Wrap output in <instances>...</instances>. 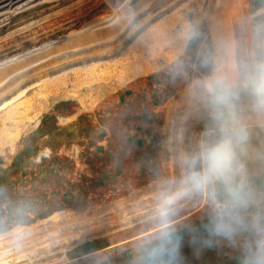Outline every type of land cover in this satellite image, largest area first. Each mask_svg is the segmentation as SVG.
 Here are the masks:
<instances>
[{
  "label": "rangeland",
  "instance_id": "rangeland-1",
  "mask_svg": "<svg viewBox=\"0 0 264 264\" xmlns=\"http://www.w3.org/2000/svg\"><path fill=\"white\" fill-rule=\"evenodd\" d=\"M109 1L111 4L128 6L132 0ZM109 1L85 0L64 12L48 16L44 15L47 7L38 6L16 16L0 29V35H3L21 28L27 22L30 24L6 38H0V70H6V76L0 81V108L3 109L0 111V138L5 135L6 128L12 131L16 126L23 128L14 151L10 152V148L6 147L4 154L0 152L3 156L0 165V235L14 230L16 226H23L24 230L18 233L31 237L37 228L35 224L50 220L57 214L68 212L70 218L75 219L77 214L88 213L92 217L101 212L102 205L134 194L145 196L150 188L157 190L154 181L162 173L161 138L166 115L168 111L182 112L187 104L174 103L185 92L210 82L216 88H210V93L196 94L195 100L191 101V104L200 101L201 105L193 112L191 121H186L185 177L193 169L205 174V146L218 142L223 135L222 129L239 130L243 133V139L239 143L233 142L234 168L230 180L247 184L251 192V202L264 207V191L252 184L255 177L264 179V105L256 102L248 87L247 76L242 71L244 63L264 59V4L254 6L250 0H235L237 12L230 21L233 50L225 57L222 30L216 16L209 10L217 0H195L192 8L197 12L196 19L201 20L197 22V28H193V35H197V38L190 48L185 47L186 50L180 57L151 74L134 78L123 74L125 82L116 90L109 89V85L106 86L103 81H95L89 88L83 87L78 92L86 96L87 101L84 102L73 96L62 97L55 101L56 104L52 100L56 93L67 92L78 80V84H81L86 78L96 79L104 75L106 67L100 65L112 57L118 32L107 34L93 47L108 45L109 56L103 60L91 58L92 49L79 75L73 73L91 47L74 39L60 54L49 58L37 56L30 60L23 72L14 75L21 70L13 72L10 68L11 61L19 56H31L49 50V47L40 48L50 42L64 43L71 32L81 28L85 22L108 14ZM153 2L154 0H148L129 14L135 9L131 7L123 11L120 18L131 25L134 20L151 13ZM164 2L162 0L161 4ZM181 12L184 16L182 18L188 19L189 9L184 8ZM169 26L171 25L159 21L156 34ZM176 26L172 27L171 34ZM139 42L146 41L142 38ZM54 50L55 54L58 53L55 48ZM143 53L138 52L137 56L131 54L127 58L123 56L120 63L114 65L115 69L108 68L110 72L105 75V78L110 75L116 77H110L105 82L115 84L121 71L124 68L126 70V64H136L144 56ZM3 65L9 68L6 69ZM91 72L93 73L89 75ZM150 76L152 77L149 78ZM236 84L244 93L240 95L234 90L228 91L227 102H220L218 94L221 92L218 91ZM28 91L30 95L24 106H19L13 119L3 121L7 117L5 112L11 114L15 108L4 109L2 105L16 96L25 95L26 98ZM208 98L212 100L208 101ZM63 99L66 100L62 101ZM90 103L94 106L87 109L85 105ZM46 105L49 108L40 113L43 118L37 126L26 120L19 122L24 119L23 111L28 110L31 116ZM69 117L71 119L68 120ZM99 142L104 147L103 153L98 151ZM78 149L82 150L80 157L90 156L92 152L95 155L92 158L95 168L90 172L92 176L88 173L84 178L87 189L86 202L82 205H75L66 197L64 192L67 181L61 178L62 175L60 178L56 177L54 183L50 179V171L43 169L38 172L39 166L49 161L47 157H65L68 154L76 156ZM55 160L61 161L64 166L63 159ZM189 161H194L195 164L190 167ZM9 164L12 167L5 173L3 166ZM99 164L102 167L100 171L97 166ZM63 170L61 168L62 172ZM220 183L205 178L198 187L188 184L187 196L178 203L127 222L99 228L92 225V230L79 233L70 243L54 245L39 252L40 254L7 264H94L114 260L125 251L138 257L142 250L156 244L165 234L191 225L229 206L228 201L217 197ZM140 189H144L143 192ZM161 200H157L152 206L159 204ZM150 207L146 206L145 209ZM117 216L114 212L110 213L111 220L120 219ZM124 216L126 215H121ZM66 222L67 218L59 224ZM2 242L3 246L7 245L3 239ZM38 245L39 243L32 241L31 244L18 246L10 252L18 253ZM5 254L1 250L0 258H4Z\"/></svg>",
  "mask_w": 264,
  "mask_h": 264
},
{
  "label": "bare ground",
  "instance_id": "bare-ground-1",
  "mask_svg": "<svg viewBox=\"0 0 264 264\" xmlns=\"http://www.w3.org/2000/svg\"><path fill=\"white\" fill-rule=\"evenodd\" d=\"M83 1L85 0H0V29H2L7 23H10L16 16L26 13L38 6L47 7V10H45L46 12L44 15L48 16L64 12L70 7H73L75 4ZM147 1L148 0H140L133 4H131V2L128 6H124L123 4H111L109 1L110 9L108 14H103L94 17L91 20L85 22L81 28L75 29L71 32V35L67 37L68 40H64V38H62V41L64 40V43L62 44H59V42L61 41L50 42L48 44H45V46L41 45L43 47L40 48L42 49L49 47V50L40 51L38 54H31V52L29 53L31 54V56L23 55L15 59L13 58L14 60L11 61L10 68L11 70H13V72H18L21 70L20 72L14 74L17 75L24 71V69L28 66L30 60L35 59L37 56L48 58L56 56L66 50L69 47L71 41L74 39L83 42L87 46L91 47V49L86 52L83 61L76 67V70L73 73V75H79L83 68L84 62L92 51L94 45L97 44L100 40H102V38L105 37L107 34H111L114 31L113 33L118 32V40H115L114 42L113 55L110 59L104 61V63L100 65H105L106 67V70L104 69L103 72L104 75H101L100 78L96 79L86 78L81 84H78V80L73 85V87L67 92L56 93L53 97L54 99L52 100V103H55L56 100L62 97L68 98L72 96L80 98L82 102H84V100L87 101L86 96H82L81 93L78 92V90L81 91L85 86L87 88L91 87L92 83L95 81H103L106 86L109 85V89L116 90L118 86H121L125 82V76L129 75V78H134L140 75L151 74L154 71H157L158 69L163 67V63H160L159 59H164L163 61H165V63H169L180 57L183 51L186 50L185 47L189 39L194 34V29L193 27H191V24L187 18H182L184 16L181 10L184 8L193 9L192 5L195 4V0H188V2L183 3L177 9L174 8L177 3H169L168 5L162 6V0H154V2L151 4L152 11L150 14H146L134 20L131 25L127 24L126 21H122V18L120 17L122 16L121 14L123 11H127L128 9H131V7H135V9L133 8L134 10L129 12V14H132L139 7L143 6ZM170 5L173 6L169 7ZM235 6V0H217V3L214 5V7L212 9H209L216 16L217 22L222 30L224 42L223 49L225 57L231 54L233 50L231 25L229 24V21L227 20L226 16L229 15L232 21L235 12H237ZM241 6L243 5L241 4ZM173 8L174 10L170 11ZM168 10L170 12L169 14L166 13ZM129 14L126 15V18L129 16ZM200 20H197V22ZM153 21H155L156 23L151 25L147 29V27ZM159 21L171 26L166 28L164 31L156 34ZM29 25V22H27L22 25V27L19 29L10 30L6 34L0 35V38H6L12 33ZM176 25H180V29L177 31L176 34H171L172 27ZM84 33H87L88 36L85 37ZM142 38H144V41L146 42H139V39ZM54 48L58 53L55 54ZM138 52H144V56L138 59V62L136 64L127 63L126 70L124 71V68L121 71L120 75L118 76L119 79L115 84L105 82L108 80V78L111 77L113 79V77L115 76L110 75V77L105 78V75L109 74L110 72V69L108 68H112L114 70V65L119 64V60H121L123 56H126V58L128 56L130 57L131 54L137 56ZM4 67L6 68L7 66ZM92 73L93 72L89 73V75H91ZM5 76L6 70H0V81L4 79ZM210 88H216L213 86V82L206 83L201 87H197L193 90L185 92L180 97V99H178L174 104H187V107L183 109L182 112L168 111L166 115L165 124L163 126V137L161 138L162 173L160 178L154 181V185L158 188L157 190L150 188L149 193L145 196H139L134 194L129 196L128 198H122L117 201H114L113 203L102 205L101 212L97 213L96 215H93L92 217L88 216V213H82L77 214L76 218L73 219L70 218V214L68 212H62L63 214H57L50 220H45L44 222H39L38 224H35L34 226H36L37 228H35V231L33 232L34 234L31 237H28L27 235L21 236L18 232L23 229V226H16L14 230L2 233L0 235V251L4 250L6 252V256L4 258H0V264L13 263L14 261L20 260L21 258L30 257L39 252L48 250L54 245L61 246L70 243L73 239L78 236L79 233H85L92 230V225H96V227L99 228L111 226L121 222H127L129 219L137 218L140 215H146L151 212H155L165 206H169L183 200L188 194V184L185 183V160L187 155V144L185 143V133L187 129L186 121H191L193 112H195L201 105L200 101H196L195 103L193 102L191 104V101L195 100L196 94L201 92L210 93ZM233 90L238 92L240 95L244 93V91L241 90L237 84L229 89H225L223 91L221 90L218 92L225 93ZM24 99L25 95L16 96L12 100L2 105V107L15 108V111H13L11 114H8L4 111L5 114H7V117L3 119V121L14 118L13 116L17 113L19 106H24ZM211 100L212 98H208V101ZM93 103L86 104L85 106L87 107V109H90L94 106ZM72 105H74V103ZM48 108V105L42 106L37 112H34L31 116L28 113L29 111L25 110L22 113V117L24 119L19 120V122H23L24 120H26L27 122H29V124L35 123L37 125V123L39 122V118L41 117L40 113L43 110H47ZM0 111H3V109L0 108ZM67 119L69 120L71 119V117ZM22 130L23 128H19L18 126L14 128V131L6 128L5 135L3 136V138H0V152H5L6 147L10 148V152L14 151ZM149 186L151 187V185ZM143 190L144 189H140V191L142 192ZM159 199H162L159 204H154V206H152V204ZM146 206L151 207L145 209ZM111 212H114V214L118 215L117 217H119L120 219L111 220ZM128 213L131 214L128 215ZM122 214L126 216L121 217ZM65 218H67V222L65 224H59ZM2 239L7 245L3 246ZM32 241L33 243H39V245L33 246L28 250H24L21 252L19 251L18 253L10 252V250L17 249L18 246L31 244ZM39 264L49 263L43 262Z\"/></svg>",
  "mask_w": 264,
  "mask_h": 264
},
{
  "label": "trees",
  "instance_id": "trees-1",
  "mask_svg": "<svg viewBox=\"0 0 264 264\" xmlns=\"http://www.w3.org/2000/svg\"><path fill=\"white\" fill-rule=\"evenodd\" d=\"M109 54L108 45H97L91 58ZM252 184L264 191L263 178L255 177ZM250 193L244 182L220 183L217 197L230 203L226 208L165 234L138 257L125 251L94 264H264V207L251 202Z\"/></svg>",
  "mask_w": 264,
  "mask_h": 264
},
{
  "label": "clouds",
  "instance_id": "clouds-1",
  "mask_svg": "<svg viewBox=\"0 0 264 264\" xmlns=\"http://www.w3.org/2000/svg\"><path fill=\"white\" fill-rule=\"evenodd\" d=\"M242 71L247 76V84L256 102L264 105V59L251 60L242 65ZM228 94L219 93L220 102H227ZM222 138L216 143H209L203 152L205 164V174L199 171L190 170L185 183L192 186H200L205 178L212 181L216 180L225 185L230 181L234 168L233 142L239 143L243 139V133L239 130L227 131L222 129ZM190 167L194 161L188 162ZM170 202V201H166Z\"/></svg>",
  "mask_w": 264,
  "mask_h": 264
},
{
  "label": "flooded vegetation",
  "instance_id": "flooded-vegetation-1",
  "mask_svg": "<svg viewBox=\"0 0 264 264\" xmlns=\"http://www.w3.org/2000/svg\"><path fill=\"white\" fill-rule=\"evenodd\" d=\"M27 95L28 96L23 100L24 104H25L26 100L29 98L30 91L27 92ZM5 108H7V107H4V109ZM8 114H10V113H8ZM138 144L142 145L141 141H138ZM100 147H103L101 142H99V145L97 146V148H98L99 152L103 153L104 147H103V149H100ZM77 151L78 152H77L76 156L68 154L65 157H61V156H49V157H47L49 161L47 162V164L39 166L40 169L38 170V172H41V170H43V169H47L48 171H50L51 176H52L50 179L53 180L54 183H55V178L56 177L60 178L59 176L62 175L61 178L65 179L67 181L66 182L67 189L64 192L66 197H68L70 199V201L72 200V202H74L75 205H82L84 202H86V189H87V182L84 181V178L86 175L88 176V173H90V172L92 173V171L95 169V168H93L94 166L92 164V158L95 155H93V152H92V153H90V156H84L83 155L84 157H80V153H82V150L78 149ZM84 153H85V151H84ZM55 159H58V160L63 159L62 162H63L64 166L61 165V161L56 162ZM10 166L12 167L11 164L6 165V166L4 165L3 171L5 173H8V171L11 168ZM97 166L99 168L98 171L102 170L101 164H99ZM61 168L64 169L63 172L61 171ZM65 170L66 171L68 170V172H66ZM57 171H59V172L57 173ZM56 174H58V176H56ZM90 176H92V174ZM49 189H50V187H49ZM51 190H52V188H51Z\"/></svg>",
  "mask_w": 264,
  "mask_h": 264
},
{
  "label": "water",
  "instance_id": "water-1",
  "mask_svg": "<svg viewBox=\"0 0 264 264\" xmlns=\"http://www.w3.org/2000/svg\"><path fill=\"white\" fill-rule=\"evenodd\" d=\"M136 1H138V0H132L131 4L135 3ZM250 1L254 4V6H257L259 4L260 5L264 4V0H250ZM196 18H197V12L194 9H189L188 20L191 24V27H193V28L196 27V25H197V19ZM179 27H180V25L176 26L175 30L173 31L174 34H176L177 31L180 29ZM85 34H87V33H84V35ZM196 38H197V35H192V37L189 39V41L186 45V48H190L193 45V43L196 41ZM159 60H160V63L161 62L163 63V67L168 64V63H165V61H163L164 59H159ZM64 100H66V99H63L62 101H64ZM42 118L43 117L39 118V122L42 120ZM39 122L37 124H39ZM32 125L37 126L35 123H32ZM100 149H103V147H100ZM2 154H4V152ZM2 154L0 153V165H2Z\"/></svg>",
  "mask_w": 264,
  "mask_h": 264
},
{
  "label": "crops",
  "instance_id": "crops-1",
  "mask_svg": "<svg viewBox=\"0 0 264 264\" xmlns=\"http://www.w3.org/2000/svg\"><path fill=\"white\" fill-rule=\"evenodd\" d=\"M186 2H188V0H179V1H177V0H165V2L162 4V6L168 5L169 3H172V4H176V3H177V4L175 5V7H174L175 9H177V8L180 7L183 3H186ZM162 6H161V7H162ZM171 6H173V5H170L169 7H171ZM174 8L171 9L170 11L174 10ZM166 13L169 14V13H170L169 10H168ZM226 18L228 19L229 24H230V21H231L230 16L227 15ZM55 104H56V103H55Z\"/></svg>",
  "mask_w": 264,
  "mask_h": 264
}]
</instances>
